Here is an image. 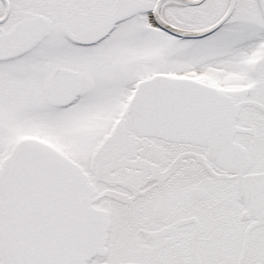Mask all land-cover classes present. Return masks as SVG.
Here are the masks:
<instances>
[{"label": "snow or ice", "instance_id": "snow-or-ice-1", "mask_svg": "<svg viewBox=\"0 0 264 264\" xmlns=\"http://www.w3.org/2000/svg\"><path fill=\"white\" fill-rule=\"evenodd\" d=\"M0 264H264V0H0Z\"/></svg>", "mask_w": 264, "mask_h": 264}]
</instances>
